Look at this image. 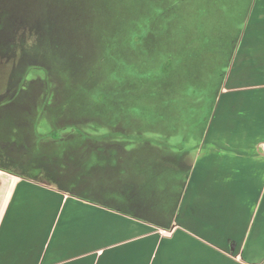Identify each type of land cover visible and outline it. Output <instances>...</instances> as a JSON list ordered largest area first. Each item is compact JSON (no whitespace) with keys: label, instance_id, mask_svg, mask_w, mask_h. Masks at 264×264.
Masks as SVG:
<instances>
[{"label":"trees","instance_id":"trees-1","mask_svg":"<svg viewBox=\"0 0 264 264\" xmlns=\"http://www.w3.org/2000/svg\"><path fill=\"white\" fill-rule=\"evenodd\" d=\"M254 2L245 1L244 9L238 12L232 7L234 21L222 15L221 19L225 20L218 26L215 25L217 22H208L204 9L185 13L172 5L173 0L171 3L169 0L167 6L157 4L142 12L136 21L127 25L107 29L104 25L92 28L96 25L92 24L88 36H94L91 37L93 42L84 45L73 62L45 54L41 51L43 47L40 51L28 49L32 44L24 52L0 60V67L6 69L0 87V103L31 102L29 118L37 122L47 116L53 126L47 133L48 138L58 139L61 131L66 129L85 133L87 129L82 124L119 115L122 120H110L108 124L113 132L140 138L144 145L152 141L148 150L160 152L174 146L178 148L175 162L172 163L173 158L169 156L153 158L151 180L130 186L135 194L128 205L137 212L92 201L170 228L183 193V180L189 175L184 169L186 158L190 151L201 146ZM226 22L230 23L227 27ZM94 32L98 34L94 35ZM109 82L122 91L121 97L116 96V99H131L127 100L131 105L122 108L121 112L112 111L108 101L111 96L103 91ZM100 87L103 89L98 91ZM206 108L208 111L202 116ZM12 117L9 113L0 123L11 126ZM5 134H0L1 139L10 141L7 138L12 137L11 134ZM73 161L81 162L80 159ZM42 163L30 161L22 169V165L15 162L12 165L10 160L8 163L0 161V170L89 200L79 191L81 178L66 179L62 172L47 169ZM146 191L144 201L136 203L135 195L141 196ZM140 210H146L150 215H141Z\"/></svg>","mask_w":264,"mask_h":264},{"label":"crops","instance_id":"crops-1","mask_svg":"<svg viewBox=\"0 0 264 264\" xmlns=\"http://www.w3.org/2000/svg\"><path fill=\"white\" fill-rule=\"evenodd\" d=\"M225 83L231 86L222 90L195 162L185 169L170 228L20 177L45 193L28 197L23 222L2 218L0 264H256L264 253L261 0L253 4ZM129 222L139 231L131 233Z\"/></svg>","mask_w":264,"mask_h":264},{"label":"rangeland","instance_id":"rangeland-1","mask_svg":"<svg viewBox=\"0 0 264 264\" xmlns=\"http://www.w3.org/2000/svg\"><path fill=\"white\" fill-rule=\"evenodd\" d=\"M163 1L0 0V60H6L19 52H24L27 47L33 44L28 49L40 51V47H43L41 50L44 51L43 53L52 54L56 59L64 62H73L76 60L79 50L87 43L93 42L91 37L94 36H88V32H90L88 30L100 25L112 29L121 24H130L136 21L142 12L145 13L157 4L167 6L169 0ZM173 1L172 5L177 6L178 10L185 13L204 9L208 22H210L209 20L217 22L215 25L218 26L225 20L221 19L222 15L226 16L229 21H234L232 7H236L237 12L242 11L247 0ZM171 2L172 0H170ZM261 3H264V0H261ZM223 5H227V7H222ZM193 16L195 17L194 13ZM92 24L96 25L89 29ZM229 24L226 22L225 27ZM93 34L97 35L98 33L94 32ZM36 36L40 37L36 38ZM222 68L221 66L220 71ZM204 69L209 72L207 68ZM5 71V68L0 67V87L3 85L2 78ZM33 77L39 76L34 75ZM113 86L114 83L109 82L105 90L102 87L97 90L103 89L105 94L111 96L108 101H110L112 111L121 112L122 108L131 105V102L127 101H131V99H116L121 97L122 91ZM225 86L227 89L231 85L228 86L225 83L223 89ZM31 105L32 103L27 101L0 103V120H5V116L9 113L13 115L11 126L4 125L3 122L0 123V134L6 133L4 136H8L14 132L13 136L10 135L12 137L7 138L11 139L10 141L0 137V161L8 163L10 160L12 165L15 162L19 166L22 165L23 167L20 168L23 169L27 167L28 162L38 160L42 161L47 169L62 172L64 174L62 177L66 179L81 178L83 181L79 186V191L89 199L86 201L97 200L113 208L118 207L129 212H137L135 208L128 205V201L135 194L130 186L143 185L147 180H151L150 166L154 162L153 158L163 159L169 156L168 158H173L172 163L176 161L178 148L175 146L169 148L168 151L148 150L147 146L152 141L149 140L146 142L148 145H144L140 138L113 132L108 124L110 120H122L119 115L97 118L95 121L82 124L87 129L85 133L66 129L61 131L58 139L48 138L47 133L53 129L51 122L47 116L37 119V122L29 118L30 115L27 113L30 111ZM207 111L208 108L204 109L202 116ZM196 152L197 150L190 151L186 158L187 166L184 169L188 170L190 168L188 166L195 162ZM79 159L81 161L79 163L73 161L77 160L78 162ZM21 179L20 176L0 170V223L2 218L7 215H12L15 219L23 222L24 208L22 206L31 201L28 197L34 192L39 193L38 195L45 193L42 190L34 189V186L22 184ZM183 181L186 183L187 179ZM146 193L148 192H143L141 196L135 195L134 201L136 203L144 201ZM122 194L125 196L124 199H122ZM177 197L178 193L175 198ZM18 207L21 208L18 209ZM80 210L87 212L89 208L81 206ZM139 212L141 215H150L146 210ZM129 229L133 234L139 231L131 222H129ZM160 233L164 235L167 232L160 230ZM192 254L196 255L195 251ZM184 258V253H178V260ZM257 260L256 264L263 263L264 253L257 257Z\"/></svg>","mask_w":264,"mask_h":264},{"label":"water","instance_id":"water-1","mask_svg":"<svg viewBox=\"0 0 264 264\" xmlns=\"http://www.w3.org/2000/svg\"><path fill=\"white\" fill-rule=\"evenodd\" d=\"M261 264H264V262H263V263H261Z\"/></svg>","mask_w":264,"mask_h":264}]
</instances>
